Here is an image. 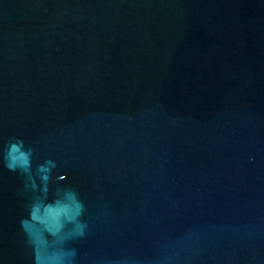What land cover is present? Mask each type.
<instances>
[{
    "label": "water",
    "instance_id": "1",
    "mask_svg": "<svg viewBox=\"0 0 264 264\" xmlns=\"http://www.w3.org/2000/svg\"><path fill=\"white\" fill-rule=\"evenodd\" d=\"M13 136L33 168L0 162V264H34L19 221L46 160L48 199L83 210L32 226L44 257L264 264V0H0Z\"/></svg>",
    "mask_w": 264,
    "mask_h": 264
},
{
    "label": "clouds",
    "instance_id": "2",
    "mask_svg": "<svg viewBox=\"0 0 264 264\" xmlns=\"http://www.w3.org/2000/svg\"><path fill=\"white\" fill-rule=\"evenodd\" d=\"M0 162L10 172L30 175L33 168V151L26 145L23 138L9 137L0 144ZM54 167L55 162L52 160H46L36 166L44 184V187L41 188L44 195L33 199L27 205V215L19 221L21 231L33 247L34 264H63V260L58 256L44 257L39 254V234L33 230L32 226L34 224L41 226L43 232L55 235L57 231L63 230L66 223L76 222L83 210L82 203L71 191H65L63 196L56 195L52 199H48L47 184ZM68 200L75 204L74 211L70 210V206L66 202ZM84 227L83 224H77L79 234H83Z\"/></svg>",
    "mask_w": 264,
    "mask_h": 264
}]
</instances>
